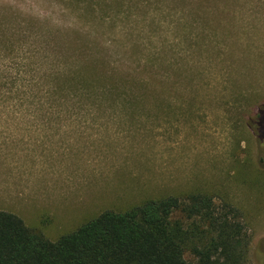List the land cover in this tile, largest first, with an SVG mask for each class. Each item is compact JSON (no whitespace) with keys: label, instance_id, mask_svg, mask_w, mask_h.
<instances>
[{"label":"rangeland","instance_id":"374dc122","mask_svg":"<svg viewBox=\"0 0 264 264\" xmlns=\"http://www.w3.org/2000/svg\"><path fill=\"white\" fill-rule=\"evenodd\" d=\"M262 110L264 0H0V211L53 243L206 195L264 264Z\"/></svg>","mask_w":264,"mask_h":264},{"label":"trees","instance_id":"16d2710c","mask_svg":"<svg viewBox=\"0 0 264 264\" xmlns=\"http://www.w3.org/2000/svg\"><path fill=\"white\" fill-rule=\"evenodd\" d=\"M83 10L96 13L91 7ZM107 78L108 73L102 75ZM257 119L263 139L264 110ZM177 213L184 219H175ZM242 217L235 207L218 208L206 195L168 197L125 212L106 211L53 243L0 211V264H249L250 237Z\"/></svg>","mask_w":264,"mask_h":264}]
</instances>
